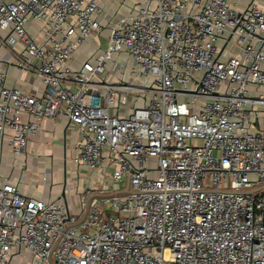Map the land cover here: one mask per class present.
<instances>
[{
	"label": "built area",
	"instance_id": "1",
	"mask_svg": "<svg viewBox=\"0 0 264 264\" xmlns=\"http://www.w3.org/2000/svg\"><path fill=\"white\" fill-rule=\"evenodd\" d=\"M99 1L0 0V163L64 119L89 180L72 211L0 173V264H264V0Z\"/></svg>",
	"mask_w": 264,
	"mask_h": 264
},
{
	"label": "crops",
	"instance_id": "2",
	"mask_svg": "<svg viewBox=\"0 0 264 264\" xmlns=\"http://www.w3.org/2000/svg\"><path fill=\"white\" fill-rule=\"evenodd\" d=\"M121 0H100L99 6L107 14H113L118 8ZM124 7H120L119 15L123 14ZM28 30L33 34L35 26L29 24ZM102 46L103 43L101 42ZM85 46H79L76 50L71 65L78 67L84 54L87 53ZM3 52L0 51V58ZM8 81L11 84L16 82L17 86L23 90L31 92L35 80L27 72H19L14 66L7 67ZM39 87V86H38ZM42 90L41 87H39ZM39 90V91H40ZM251 92H254L251 89ZM77 142V136L70 131L64 119H58L56 122L46 120L42 123L41 130L32 136L28 142L24 153L15 160L9 153L7 147H3L0 173L5 176L10 175V181L18 185L19 190L26 196L35 195L43 200L59 199L63 184V167L67 165V159L73 154V147ZM13 161L15 165L12 166ZM80 181L76 182V174L73 168L66 166V189L65 199L62 203L67 204L69 209L76 211L78 206V191L87 187V171H79ZM44 178V179H43ZM92 186L97 187L96 179L92 178ZM76 186V187H75ZM121 187V186H119ZM74 190V191H73Z\"/></svg>",
	"mask_w": 264,
	"mask_h": 264
},
{
	"label": "water",
	"instance_id": "3",
	"mask_svg": "<svg viewBox=\"0 0 264 264\" xmlns=\"http://www.w3.org/2000/svg\"><path fill=\"white\" fill-rule=\"evenodd\" d=\"M65 189H66V164L64 163L63 167V184H62V190L59 199L64 200L65 199Z\"/></svg>",
	"mask_w": 264,
	"mask_h": 264
},
{
	"label": "rangeland",
	"instance_id": "4",
	"mask_svg": "<svg viewBox=\"0 0 264 264\" xmlns=\"http://www.w3.org/2000/svg\"><path fill=\"white\" fill-rule=\"evenodd\" d=\"M34 30H36V29H34ZM102 43H103V48H104L106 46V39L104 37H102ZM66 166H67V168H69L68 165H66Z\"/></svg>",
	"mask_w": 264,
	"mask_h": 264
}]
</instances>
